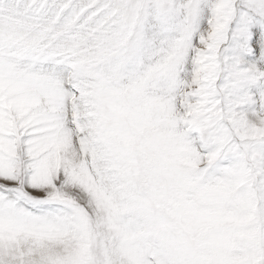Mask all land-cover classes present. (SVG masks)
I'll return each instance as SVG.
<instances>
[{"label": "snow or ice", "instance_id": "snow-or-ice-1", "mask_svg": "<svg viewBox=\"0 0 264 264\" xmlns=\"http://www.w3.org/2000/svg\"><path fill=\"white\" fill-rule=\"evenodd\" d=\"M0 264H264V0H0Z\"/></svg>", "mask_w": 264, "mask_h": 264}]
</instances>
